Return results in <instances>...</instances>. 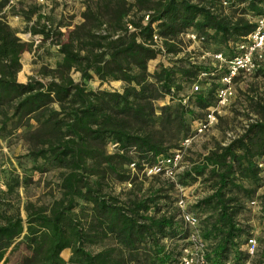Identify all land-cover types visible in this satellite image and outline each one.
Wrapping results in <instances>:
<instances>
[{
    "label": "trees",
    "instance_id": "1",
    "mask_svg": "<svg viewBox=\"0 0 264 264\" xmlns=\"http://www.w3.org/2000/svg\"><path fill=\"white\" fill-rule=\"evenodd\" d=\"M219 2L86 0L81 21L66 33L33 30L42 40L51 38L60 58L54 67L40 68L41 79L31 76L26 82H19L17 73L24 81L20 59L27 44L0 18V138L24 128L33 168L39 173L61 169L59 197L49 205L28 203L25 218L0 211L2 264L17 240L29 252L19 264H175L189 232L169 193L174 183L201 178L211 192L191 209L206 213L199 229L209 243L207 260L225 264L232 255L234 264H242L249 258L241 245L251 229L237 217L262 185L264 116L209 149L168 185L144 190L131 171L168 154L162 130L183 128L192 107L206 112L220 87L210 83L182 103L176 96L185 83L200 73L219 80L222 71L187 58L165 64L161 56L178 54L179 34L192 29L216 45L214 52L230 57L234 51L219 47L228 49L248 35L254 23L245 15L261 14L264 5V0H235L243 7L231 2L225 13ZM153 33L162 37V48L153 46ZM159 56L150 71L148 62ZM95 78L123 85L120 90L88 88ZM166 94L178 103L163 105L156 114L153 100ZM114 143L109 152L107 145ZM11 174L2 179L6 191L30 181ZM114 181L130 186L115 193ZM257 198L264 214V193ZM65 249L70 250L67 260L61 256Z\"/></svg>",
    "mask_w": 264,
    "mask_h": 264
},
{
    "label": "rangeland",
    "instance_id": "2",
    "mask_svg": "<svg viewBox=\"0 0 264 264\" xmlns=\"http://www.w3.org/2000/svg\"><path fill=\"white\" fill-rule=\"evenodd\" d=\"M86 0H14L13 4H0V18L16 32V35L27 44V50L21 54V69L24 74V81L18 78L19 82H26L29 77L35 76L42 78L40 68L42 66L54 67L55 62L60 58L57 49L58 46L51 42V38L42 40L40 34H33L34 29H53L54 32L60 31L66 33L69 29L81 21V12L84 10ZM228 13L230 11L228 10ZM235 17H240L238 13H231ZM253 17L249 14L245 18ZM147 19V18H146ZM180 51L176 55L161 56L165 64L170 63L177 58H187L197 64L214 67L216 64L212 58L216 45L212 42H193L185 36L180 37ZM235 43H230L228 49L220 46L224 51H236ZM161 61L158 58L148 62V69L151 71L155 65ZM19 71V72H20ZM72 77L79 80V74L73 73ZM202 76L198 80L200 86L199 91L206 90L210 83H219L216 78H206ZM121 81L100 82L93 79L86 83L88 88L92 89H117L122 88ZM192 81L185 83L178 91L176 98L183 99L190 97L193 99L194 92H191ZM178 103L172 100L169 95H164L153 100L156 114H159V108L163 105H171L172 107ZM193 113L185 114V126L177 129H163L166 134L165 152L170 154L175 150H179L180 159L175 167L174 178L170 175L159 173H146V169H135L131 167L133 180L136 183H142L143 189H155L164 184L175 182L178 175L190 168L193 162L198 161L202 155L213 148L216 144L224 145L231 139L230 136L239 135L249 118L258 120L264 116V69L253 75L246 77H238L232 86V94L227 105H225L218 114H216V123L212 125L203 134L195 135L194 126L196 119H202L205 110L191 108ZM24 128L15 130L12 134L5 138H0V183L8 180L11 175H18L19 179L30 177V181L20 183L12 191H6V188H0V211L4 214L19 213L25 218V207L28 203L35 205H49L53 199L59 197L58 182L61 169H50L44 173H39L33 168V161L28 156V144L23 134ZM188 138L189 141L184 143ZM107 150L112 152L115 147L112 144L107 145ZM3 176V177H2ZM130 184L127 182L119 183L114 181V191L119 192L122 187L128 188ZM182 187V188H180ZM211 192L208 182H204L203 178L192 181L186 185H172L170 196L174 198L175 206L181 211L190 212L198 219V225L202 224V219L206 213L198 212L191 209L197 200L207 196ZM264 193V175L262 185L257 189L256 194ZM179 198H183L185 204L181 207L177 204ZM246 202V200H245ZM244 202L245 209L239 214L241 224L248 225L251 234L255 236L257 250L254 256L249 259V264H264V214L252 208H248ZM188 232L190 229L186 227ZM168 242V241H167ZM169 243V242H168ZM181 243V242H180ZM183 243V242H182ZM207 247L209 243L206 241ZM243 245V244H242ZM241 248L243 249V246ZM98 249V247H93ZM29 252L21 241H15L4 255L5 264H19L22 257ZM245 259L242 264H245ZM234 264L233 256L229 260ZM2 264V262H0Z\"/></svg>",
    "mask_w": 264,
    "mask_h": 264
},
{
    "label": "built area",
    "instance_id": "3",
    "mask_svg": "<svg viewBox=\"0 0 264 264\" xmlns=\"http://www.w3.org/2000/svg\"><path fill=\"white\" fill-rule=\"evenodd\" d=\"M231 2L236 3L235 7L238 8H241L244 5L243 2L237 3L235 0H220L219 6L223 8L225 13H228V7L230 6ZM0 3H3L7 6L13 4L14 0H0ZM247 18L249 19V16ZM249 20L254 23L253 30L248 35L243 37L242 40L236 43V51H234L235 53L232 56L226 57L222 52H214L211 54L212 58L216 62L214 67L217 70L222 71V74L218 80L220 87L216 91V101L214 105L207 109L202 119L195 121V135L203 134L216 123V114H218L219 111L225 105H227L232 94V86L236 78L250 76L264 69V5L262 13L254 16L252 20ZM179 36H185L188 40L193 42L203 43L205 41V35L199 34L192 29L181 32ZM152 43L153 46L162 48V37L157 33H153ZM158 59H160V56ZM205 75L206 73H200L197 76V79L192 82L191 92L199 91L200 86L198 84V80ZM186 100L187 97L183 98L182 103H186ZM252 122H255V120L249 118L240 134L243 133ZM239 135H233L230 137L233 139ZM188 141L189 139L186 138L184 143H187ZM112 146L116 147V144L114 143ZM179 159V150H175L173 153L160 157L153 166H146V173H158L161 171L164 174L170 175V177L173 179L175 167L178 165ZM258 165L263 167L264 159H262ZM0 188H5L3 182L0 183ZM245 203L248 208L262 212V204L257 198V194L246 200ZM177 204L180 207L184 205V199L179 198ZM180 218L183 220L184 225L190 229V232L188 236L183 239V245L180 249L177 263L175 264H212L206 258L208 247L206 240H204L200 235L198 219L192 213L185 211H181ZM165 242H167V240H165ZM242 246L249 256V258L245 261V264H249V259L254 256L257 250L255 236L253 234L247 236ZM225 264H231V262L227 261Z\"/></svg>",
    "mask_w": 264,
    "mask_h": 264
},
{
    "label": "crops",
    "instance_id": "4",
    "mask_svg": "<svg viewBox=\"0 0 264 264\" xmlns=\"http://www.w3.org/2000/svg\"><path fill=\"white\" fill-rule=\"evenodd\" d=\"M61 256H62L65 260H67V259L69 258V256H70V250H69V249H65V250H63L62 253H61Z\"/></svg>",
    "mask_w": 264,
    "mask_h": 264
}]
</instances>
